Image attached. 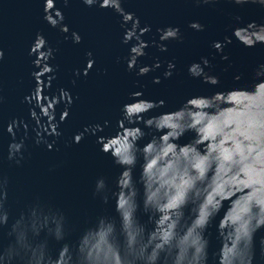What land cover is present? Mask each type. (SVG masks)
Returning a JSON list of instances; mask_svg holds the SVG:
<instances>
[{"label":"water","instance_id":"water-1","mask_svg":"<svg viewBox=\"0 0 264 264\" xmlns=\"http://www.w3.org/2000/svg\"><path fill=\"white\" fill-rule=\"evenodd\" d=\"M54 2L67 34L44 21V0H0V175L8 181L9 213L5 243L13 221L44 239L49 226L59 224L57 210L66 218L75 264H114L117 253L120 264H204L202 237L208 241L206 264H245L248 246L251 264H264V224L253 232L257 221L264 222V82L255 77L264 65V45L246 48L233 38L219 54L212 48L214 41L232 38L236 27L264 24V8L230 0L208 5L121 0L123 11L138 20L133 39L124 44L131 23L122 26L121 16L111 9L101 10L98 3L86 7L82 0H69L67 6L63 0ZM191 22L204 30L193 31ZM166 27H178L180 40L164 42L167 51L160 52L157 30ZM144 28L149 31L140 35ZM73 32L80 44L72 42ZM37 34L46 41L43 51L52 50L47 66L53 69L40 78L41 88L38 77L37 102L58 98L61 89L72 98L70 106L61 102L55 107L53 123L61 135L45 137L52 151L34 143L36 125L29 110L39 114V108L23 102L36 88L32 74L40 71L33 66L36 55H29ZM236 39L245 45L264 42V30H242ZM138 40L148 47L128 71L129 50ZM225 55L228 59L222 60ZM201 58L209 61L204 73L219 79L216 86L189 76L188 67ZM88 59L94 63L87 76L74 75L83 72ZM169 62L175 68L165 79ZM155 63L160 67L137 76L139 68ZM155 78L159 84H153ZM133 93L164 106L140 117H155L151 134L136 142L131 183L125 176L117 184L123 169L100 151L96 140L107 138L105 150L116 155L139 128L149 131L142 122L117 126L122 107L136 102L130 99ZM213 95L211 109L193 101L179 110L191 98ZM65 109L68 116L61 123ZM134 110L143 107L130 105V115ZM204 111L211 115L205 117ZM13 120L15 142L24 141L20 166L7 159L14 141L5 129ZM41 123L47 126L44 119ZM93 125L102 131L72 143L74 135ZM100 178L106 189L94 197ZM51 247L55 255L59 245Z\"/></svg>","mask_w":264,"mask_h":264},{"label":"clouds","instance_id":"clouds-1","mask_svg":"<svg viewBox=\"0 0 264 264\" xmlns=\"http://www.w3.org/2000/svg\"><path fill=\"white\" fill-rule=\"evenodd\" d=\"M69 0H63L65 6H67ZM194 2L198 5H208L215 3L216 0H194ZM234 5H245V4H253L259 5L261 8H264V0L258 4L257 0H230ZM82 3L86 7H93L97 5L101 10L111 9L116 14L121 16V24L127 25L131 23V28L125 30V34L123 36L122 43L127 44L131 39H133L136 29L138 27V20L134 18L133 14L125 13L121 8V0H82ZM44 21L52 28L59 27V30L63 34L68 33L67 25L63 24V14L60 10L55 8L54 0H44V8H43ZM237 23L240 22L241 18H235ZM188 27L196 32H201L204 30V26L199 22H191ZM242 30H248L249 32L256 30H264V24L257 25L255 22L248 23L245 27H236L232 31V38L225 37L224 41L221 43L219 41H214L212 43V48L219 54L223 51L224 46L231 44L232 39L234 38L239 44L243 45L246 48H252L257 44L264 45V42H256L253 41L251 44L245 45L236 39L237 33ZM148 28H144L140 31V35H144L148 32ZM160 44L156 45L160 52H166L167 48L164 46V42L170 40H180V29L178 27H166L164 29H158ZM67 38V37H66ZM71 39L74 44L81 43V37L78 33L73 32L71 34ZM46 46L45 39L37 34L36 39L34 40L29 55H36V59L33 61V66L40 68L39 72H35L32 74L33 79L36 82V88L30 94V96L24 97V103L32 104L34 103L36 108H39V114L36 113L34 109L29 110V117L35 122L36 128L33 129L35 132V141L34 143L39 146L40 144H44L47 151H52V144L48 143L45 137L51 136L54 138H58L61 133L57 131L58 125L53 123L55 116V107L58 103H65L70 106L72 104V98L70 93L61 89L59 93V97H53L50 102H47L48 98H43L45 104L42 105V98L40 102H37V80L53 71L50 66H47V61L51 58L52 50L48 49L47 51H43ZM148 47L147 43L140 42L131 47L129 50V58L127 61V70L131 71L136 66V61L138 58L145 55L144 49ZM3 51L0 50V60L3 59ZM38 55H42V59H38ZM88 57L91 56V53L86 54ZM222 60H227L228 57L221 56ZM94 61L91 59L87 60L85 69L83 72L79 70L74 72V75H83L87 76L88 71L92 69ZM203 65V67H201ZM209 66V61L206 58H201L200 64H192L188 67V74L192 78H200L203 83L216 86L219 84V79L215 76H209L204 73V68ZM160 64L155 63L151 68L148 66H144L139 68L137 71V76H145L150 71L155 68H159ZM175 68V65L171 62L167 64V68L164 72V78L168 79L172 75V70ZM255 77L257 80L264 82V65H260L258 70L255 72ZM236 80H239V77H235ZM153 84H159V78L153 79ZM260 83V82H259ZM50 86L49 84L45 85V87ZM39 87L41 88V79ZM42 90V89H41ZM141 93H133L130 96V99L136 101L132 104H140L143 107V110H134L131 115L129 113V106L132 104H125L122 109V119L117 121V126L124 125V122L137 123L142 122L144 124V129H149V131L145 132L142 129H138L135 137H128L124 141V150L116 155H113L111 151H106L104 144L107 138L97 137L96 143L99 144L100 151L105 155H110L113 161L114 166L123 169L120 177L117 178V184L121 182L123 177H127L128 183H131L132 176V168L136 163V154H135V145L136 142L142 139L143 137L151 134L152 129V121L155 117H150L146 120L141 121L140 117L149 112L153 111L157 108H161L164 106L163 101H150V100H142L140 99ZM213 99L214 95L211 97H195L187 100L179 109L183 111L185 107H189L191 102L198 101L201 109H211L213 107ZM0 103H2V98H0ZM202 115L208 117L211 115L210 112L204 111ZM68 116L67 109H65L60 115V122L62 123ZM41 119H44L47 122V126L41 123ZM23 123V122H21ZM107 126V122H105V127ZM17 127V122L13 120L5 129L9 136L13 137V143L9 144L8 147V156L7 159L9 162H14L17 166H20L21 161L23 160V149H24V141L23 139L20 142H15L14 129ZM102 131V128L99 125H93L89 127H85L82 132L77 133L72 138L73 144H79L82 139H84L85 134H89L92 136H96L98 132ZM27 132V127L25 126V133ZM183 133H181L182 135ZM179 138V137H177ZM7 179L0 175V264H75V255L76 249L73 247L71 243L68 242L67 236L68 231L66 228V218L62 212L54 210V214L59 219L58 225H50L47 235L44 239H39L38 233L31 232L30 226L25 229H21L15 221L11 223L8 227V231L6 233V237L8 242L5 243V233L4 228L8 225L9 213L5 207L7 200ZM106 189V183L103 178H100L95 183V190L93 192V196L95 197L97 194L103 192ZM101 200L103 203H107V196H102ZM264 224V222L257 221L253 232L260 228ZM203 239V262L206 264L207 253L206 249L208 246V241ZM251 241V237H250ZM52 244L59 245L58 249H56L55 255H53ZM250 245V243H249ZM249 248V246H248ZM248 248L245 253V264H251V257L248 255ZM119 254L117 253V259L114 264H120Z\"/></svg>","mask_w":264,"mask_h":264}]
</instances>
